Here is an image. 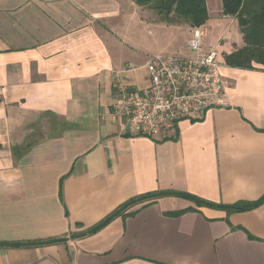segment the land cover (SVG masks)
Segmentation results:
<instances>
[{"label": "crops", "instance_id": "crops-1", "mask_svg": "<svg viewBox=\"0 0 264 264\" xmlns=\"http://www.w3.org/2000/svg\"><path fill=\"white\" fill-rule=\"evenodd\" d=\"M206 3L208 36L209 24H238L222 0ZM156 12L135 0H0V264H264V203L232 212L164 195L82 236L142 194L222 205L264 195V66L224 60L244 44L240 27L203 45L224 47L229 107L155 137L130 135L115 113L118 85L145 89L148 59L172 56L141 62L127 37L194 28ZM53 238L64 239L26 244Z\"/></svg>", "mask_w": 264, "mask_h": 264}, {"label": "built area", "instance_id": "built-area-1", "mask_svg": "<svg viewBox=\"0 0 264 264\" xmlns=\"http://www.w3.org/2000/svg\"><path fill=\"white\" fill-rule=\"evenodd\" d=\"M208 31L204 25L192 29L189 55L151 56L145 89L130 91L118 85L113 108L124 118L130 135H172L181 120L201 119L210 109L230 106L219 52L203 47L202 38Z\"/></svg>", "mask_w": 264, "mask_h": 264}, {"label": "trees", "instance_id": "trees-1", "mask_svg": "<svg viewBox=\"0 0 264 264\" xmlns=\"http://www.w3.org/2000/svg\"><path fill=\"white\" fill-rule=\"evenodd\" d=\"M138 5L149 6L155 9L164 19L171 21L175 17L186 19L191 26L197 27L206 24L209 18L206 0H135ZM223 14L234 16L243 34V46L231 53L225 54V63L232 67L256 69V65L264 66V0H222ZM30 146L29 144L27 145ZM176 195L195 201L198 205H206L222 208L227 211L240 212L254 209L264 203V195L256 201H240L231 205L215 204L194 195L181 192L157 191L133 197L118 206L107 217L91 227L87 235L95 233L114 218L133 215L138 211L130 210L133 206L142 204L141 208L153 203L158 197L164 195ZM189 209L169 212L177 216ZM64 238H53L47 240H36L26 242L27 245L59 241ZM0 244H3L0 242ZM21 242L10 243V245H22Z\"/></svg>", "mask_w": 264, "mask_h": 264}, {"label": "rangeland", "instance_id": "rangeland-1", "mask_svg": "<svg viewBox=\"0 0 264 264\" xmlns=\"http://www.w3.org/2000/svg\"><path fill=\"white\" fill-rule=\"evenodd\" d=\"M157 13V12H156ZM159 14V13H158ZM209 19V18H208ZM210 29L217 34V36L223 32L226 28V32L224 34L223 40L225 43L230 42V40H234L240 34L239 26L236 21H233L231 17L224 19L221 22H216L214 24H209ZM239 33V34H238ZM134 32L131 31V35ZM152 35V34H151ZM191 36L190 33L180 32L179 30L174 31L173 33H160V35L153 37L146 36H128L127 41L137 48V54H132L133 57H136L137 60L141 62H145L151 55L157 53H165L172 55H189L191 52L188 48V38ZM216 37H213V33L210 35H206L202 38V43L204 45L205 42L211 43L216 41ZM217 51L221 54L224 50V47L221 43L217 46ZM221 57V56H220Z\"/></svg>", "mask_w": 264, "mask_h": 264}]
</instances>
